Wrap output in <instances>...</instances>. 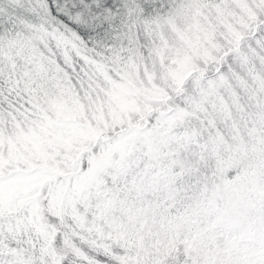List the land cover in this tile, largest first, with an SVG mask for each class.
I'll use <instances>...</instances> for the list:
<instances>
[{
  "label": "snow or ice",
  "instance_id": "obj_1",
  "mask_svg": "<svg viewBox=\"0 0 264 264\" xmlns=\"http://www.w3.org/2000/svg\"><path fill=\"white\" fill-rule=\"evenodd\" d=\"M0 264H264V0H0Z\"/></svg>",
  "mask_w": 264,
  "mask_h": 264
}]
</instances>
